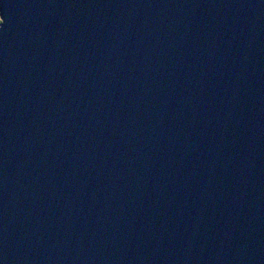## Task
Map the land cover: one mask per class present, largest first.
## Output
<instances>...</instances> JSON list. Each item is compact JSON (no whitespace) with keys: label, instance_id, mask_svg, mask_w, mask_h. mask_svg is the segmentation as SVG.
Segmentation results:
<instances>
[{"label":"water","instance_id":"water-1","mask_svg":"<svg viewBox=\"0 0 264 264\" xmlns=\"http://www.w3.org/2000/svg\"><path fill=\"white\" fill-rule=\"evenodd\" d=\"M0 13V264H264V0Z\"/></svg>","mask_w":264,"mask_h":264},{"label":"snow or ice","instance_id":"snow-or-ice-1","mask_svg":"<svg viewBox=\"0 0 264 264\" xmlns=\"http://www.w3.org/2000/svg\"><path fill=\"white\" fill-rule=\"evenodd\" d=\"M5 24V19L2 13H0V28Z\"/></svg>","mask_w":264,"mask_h":264}]
</instances>
